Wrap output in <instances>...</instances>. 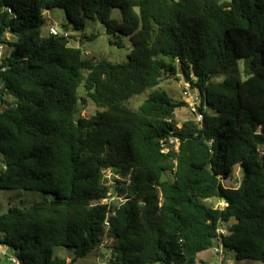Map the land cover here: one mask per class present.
Here are the masks:
<instances>
[{
	"label": "trees",
	"instance_id": "obj_1",
	"mask_svg": "<svg viewBox=\"0 0 264 264\" xmlns=\"http://www.w3.org/2000/svg\"><path fill=\"white\" fill-rule=\"evenodd\" d=\"M54 8L74 29L99 21L111 45L127 38V59L43 35ZM0 45V189L54 196L0 215V245L22 264L101 246L102 264H206L198 254L217 243L264 264V0H0ZM177 69L199 122L178 125L187 104L159 88ZM80 88L96 115L77 116Z\"/></svg>",
	"mask_w": 264,
	"mask_h": 264
},
{
	"label": "rangeland",
	"instance_id": "obj_2",
	"mask_svg": "<svg viewBox=\"0 0 264 264\" xmlns=\"http://www.w3.org/2000/svg\"><path fill=\"white\" fill-rule=\"evenodd\" d=\"M43 17L46 19V23L42 28V34L47 35L48 30L51 26H54L60 30L67 31V36L69 37V45L73 47H80L85 56L95 57L96 59H105L113 63L123 62L127 59V54L130 52V42L127 38H123V47H117L116 45H111L110 40H113V37L107 34L105 27L99 22L94 20H85L84 26L82 29H74L73 24H71L66 15L65 11L61 8H54L48 11H45ZM112 17L121 20V13L119 9H113ZM62 31V32H63ZM95 36V37H91ZM177 80L167 79L160 83L159 88L168 92L172 97L176 99H182V90L184 81L182 80L181 73L177 69ZM196 91L192 90V93ZM83 89L80 88L78 94L80 97L84 98V101H80L77 104V116L80 117H92L96 115L97 112H100L101 109L96 107L93 102L84 97ZM147 93H144L139 96L133 97L129 101V106L132 108H137L140 103L145 99ZM6 103H11L12 100L9 97H5ZM175 120L178 125H182L188 120H194V116L190 113L187 108L179 109L176 112ZM0 160V168H1ZM166 177V176H165ZM240 177L239 169H235L233 174L228 180L224 181L226 186H236L237 181ZM107 179L110 180V174H107ZM54 200L52 194L34 192V191H13V190H1L0 189V215L5 213L9 207H29L35 203H49ZM119 201V200H118ZM117 199L110 197L108 200H103L102 203H118ZM205 205L211 208H222L223 201L217 198H211L208 200L202 201ZM108 251L104 246L99 247L96 250L88 253L84 258L79 259L78 261L72 264H102ZM54 254L58 257L68 258L71 255V252L66 248H55ZM197 260L203 261L206 264H263L259 261L254 260H241L238 261L235 259L233 252L225 253V260L220 261L218 256L211 250L201 252L197 256ZM70 259H67L69 262ZM0 264H10L6 257L0 255Z\"/></svg>",
	"mask_w": 264,
	"mask_h": 264
},
{
	"label": "built area",
	"instance_id": "obj_3",
	"mask_svg": "<svg viewBox=\"0 0 264 264\" xmlns=\"http://www.w3.org/2000/svg\"><path fill=\"white\" fill-rule=\"evenodd\" d=\"M49 31L51 34L55 35L58 32H60V29L56 27H51ZM3 51H4V46L0 45V59L3 56ZM182 99L187 104V109L194 116V121L199 122L201 120V115L198 113L197 107L199 106L200 100H199L197 92L192 93V90L190 89L189 84L186 82H184L183 84ZM105 224L107 225V223ZM218 233L222 235L225 234L224 228L220 227L218 229ZM211 250L218 256L221 262L225 260V255L222 251V247L220 246V244L218 243L215 244ZM0 255L6 257L10 264H22L18 258L10 254L7 251V248L2 245H0ZM220 264H223V263H220ZM226 264H232V263H226Z\"/></svg>",
	"mask_w": 264,
	"mask_h": 264
}]
</instances>
